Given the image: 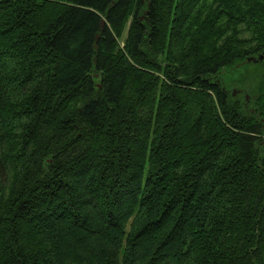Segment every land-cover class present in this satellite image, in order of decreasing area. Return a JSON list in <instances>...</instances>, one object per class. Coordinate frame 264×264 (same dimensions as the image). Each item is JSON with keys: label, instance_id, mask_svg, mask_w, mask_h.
<instances>
[{"label": "trees", "instance_id": "trees-1", "mask_svg": "<svg viewBox=\"0 0 264 264\" xmlns=\"http://www.w3.org/2000/svg\"><path fill=\"white\" fill-rule=\"evenodd\" d=\"M208 2L0 0V264H264V0Z\"/></svg>", "mask_w": 264, "mask_h": 264}, {"label": "rangeland", "instance_id": "rangeland-1", "mask_svg": "<svg viewBox=\"0 0 264 264\" xmlns=\"http://www.w3.org/2000/svg\"><path fill=\"white\" fill-rule=\"evenodd\" d=\"M212 1L213 0H209L207 5L209 3H212ZM208 14L209 13L207 12V8L205 7L203 16H206ZM222 21L223 20H220L219 23H222ZM237 35L241 39H245V38L250 39L251 38L250 33H248V31L246 32L245 29H243V28H240L239 34H237ZM245 67L246 66H241V65L237 64V65H234V66L223 68L219 72V76L223 79L225 87L228 89V91L230 93H233L236 96H241V95L243 96V94L246 93L245 92V88L243 86H241L238 83H235V80L237 79L238 75L243 73V72L245 73L246 71H248L247 73H251L254 70L253 65H249L248 69H245Z\"/></svg>", "mask_w": 264, "mask_h": 264}, {"label": "water", "instance_id": "water-1", "mask_svg": "<svg viewBox=\"0 0 264 264\" xmlns=\"http://www.w3.org/2000/svg\"><path fill=\"white\" fill-rule=\"evenodd\" d=\"M104 23H105V20L102 19V21H101V26H102V27L104 26Z\"/></svg>", "mask_w": 264, "mask_h": 264}]
</instances>
